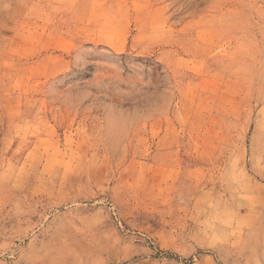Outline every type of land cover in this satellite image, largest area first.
I'll return each mask as SVG.
<instances>
[{
    "label": "rangeland",
    "instance_id": "374dc122",
    "mask_svg": "<svg viewBox=\"0 0 264 264\" xmlns=\"http://www.w3.org/2000/svg\"><path fill=\"white\" fill-rule=\"evenodd\" d=\"M0 264H264V0H0Z\"/></svg>",
    "mask_w": 264,
    "mask_h": 264
}]
</instances>
